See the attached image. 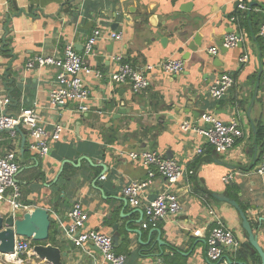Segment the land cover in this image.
I'll return each instance as SVG.
<instances>
[{"label": "crops", "instance_id": "0c3cea01", "mask_svg": "<svg viewBox=\"0 0 264 264\" xmlns=\"http://www.w3.org/2000/svg\"><path fill=\"white\" fill-rule=\"evenodd\" d=\"M247 5L242 11L234 0H0V112L16 115L38 106L49 131L56 123L65 128L45 158L30 150V138L23 129L16 138L1 132L0 155L19 148L21 201L29 210L52 208L58 232L55 245L68 254L64 264H109L94 244L76 247L60 230L57 220L67 225L75 202H81L89 214L88 229L119 238L115 250L126 254L124 264L259 263L255 257L240 258L231 249L220 262L209 261L206 253L214 220L210 208L243 242L244 251L248 249L238 211L210 193L226 194L246 207L264 250V176L256 172L262 146L253 129L264 125V38L259 33L264 0H247ZM115 22L117 30L112 29ZM97 28L106 37L98 40L95 54L85 55V60L106 75L118 67L116 54L139 67L181 59L184 70L167 74L155 68L148 73L150 87L140 93H134L128 83L85 77L91 90L88 112H78L74 102L53 106L50 94L57 86L59 70L28 68V60L37 54L60 56L69 44L84 55ZM114 31L122 33L123 39H109ZM231 32L241 34L242 42L224 52L220 42ZM213 46L219 48L216 55L209 52ZM244 55L248 56L245 62ZM222 74H230L235 83L223 98L216 99L210 90ZM5 96L11 99L8 106L2 105ZM121 105L130 111L115 119ZM193 111L211 113L226 122L236 118L248 136L229 152L218 153L202 135L181 129L184 120L196 122ZM200 147L202 153H198ZM146 150L175 159L186 170L171 188L156 173L143 191L145 202L167 189L179 199L181 210L155 224L147 223L143 208L131 206L123 196L125 185L148 178L150 167L129 155ZM101 165L108 170L104 178ZM229 174L233 178L226 183L223 177ZM10 208L6 203L0 210ZM196 230L201 235H195ZM148 249L163 254L146 259Z\"/></svg>", "mask_w": 264, "mask_h": 264}, {"label": "built area", "instance_id": "2783aa9c", "mask_svg": "<svg viewBox=\"0 0 264 264\" xmlns=\"http://www.w3.org/2000/svg\"><path fill=\"white\" fill-rule=\"evenodd\" d=\"M234 1L237 3L238 9L247 10V0ZM259 33L264 38V24L261 25ZM104 36L105 33L102 29H95L85 45L84 55L79 53L72 44H69L60 56L37 54L28 60V68L55 67L59 70L57 86L50 94L53 106H66L74 102L77 104L78 112H88L91 109L89 104L91 90L86 86L85 77L94 76L97 79L107 77L114 84L128 83L134 93H140L150 87L151 78L148 73L155 68L167 74H177L184 70V62L181 59L169 58L157 65L146 64L144 67H139L128 62L124 55L116 54L113 59L118 62V67L114 72L106 75L101 70L93 68L85 60V55L95 54L97 42ZM108 38L122 40L123 34L114 31L108 34ZM242 39L241 34L231 32L224 37L223 45L226 48H233ZM218 51V47L209 48V52L214 55ZM247 60L248 56L244 55L242 61L245 62ZM234 83L235 80L230 74H222L211 87L210 95L213 98L221 99L228 93ZM10 102V97L5 96L2 105H7ZM17 127L23 129L28 135L30 138V150L40 158L50 155L53 142L62 138L65 129L62 124L56 123L53 130L49 131L42 120L38 106L22 109L16 115L5 114L2 110L0 112V133L7 131L10 137L16 138L19 133L16 130ZM181 129L194 131L202 135L205 138L206 145L211 146L218 153L229 152L240 140H244L248 136V131L242 128L238 119L233 118L226 122L218 116L206 112L196 122L184 120L181 124ZM203 151V147L198 148V153ZM18 153L19 148L15 147L11 150H6L3 155H0V209L6 203L11 205L10 210L12 211L29 210L30 208V206L21 201L22 193L17 182V174L21 167L18 161ZM129 155L133 160H139L150 168L147 179L133 180L123 187V196L127 202L133 207H142L147 223L151 224L177 214L181 210V205L172 189L161 192L155 199L147 202L142 200V193L156 173L166 179L170 188L173 187L185 176L186 170L184 167L177 160L168 158L155 150L133 151ZM256 172L258 175L264 176V147ZM189 173L192 174L194 172L191 170ZM232 178L233 176L229 174L224 176L223 180L229 183ZM1 212L3 211L0 210ZM209 212L214 220L207 236V258L211 262H220L224 260L227 250L231 249L235 254L238 253L243 242L236 236L229 225L216 214L214 209L210 208ZM69 217L70 222L67 225H64L59 219L57 221L64 236L76 247H84L91 243L101 251L104 262L109 264H124L126 262V254L118 253L115 250V242L112 235L86 227L89 214L81 202L73 204ZM147 223L144 225L148 226ZM194 234L201 235V231L196 230ZM33 246L31 239L16 238L15 253L11 255L12 260L8 261H21L22 259L19 258L23 254L31 255L34 252ZM224 264H228V262L224 261Z\"/></svg>", "mask_w": 264, "mask_h": 264}, {"label": "water", "instance_id": "95a60500", "mask_svg": "<svg viewBox=\"0 0 264 264\" xmlns=\"http://www.w3.org/2000/svg\"><path fill=\"white\" fill-rule=\"evenodd\" d=\"M237 6V3H236ZM113 30L118 29V23H114L112 26ZM196 39V38H195ZM242 42V41H241ZM239 42V43H241ZM224 38L220 42V46L224 52L228 51L224 45ZM7 86V82L5 84ZM257 91V90H256ZM115 105L118 103L114 101ZM8 106V105H7ZM130 109L125 110L124 106L121 105L118 108L117 112L114 115L115 119H119L122 115L126 114ZM7 114V111L4 112ZM195 116V120L201 117V112L193 111ZM254 132H256V128L253 127ZM16 130L18 132L21 131L20 127H17ZM26 144V137L23 136V147ZM103 171L100 173V177L104 176V174L108 171L105 170V165H101ZM68 177V176H67ZM216 200L223 201L231 204L239 213L242 219V226L248 235V243L251 248L256 251L261 257V264H264V250L259 244V233L253 227L251 220L247 212L240 206V204L227 196L226 194H217L211 193ZM125 202L127 200L125 199ZM52 208H48L46 206H36L31 210H19L12 211L9 210L7 212L0 213V255L4 256L8 261V257L15 253V243L16 238L23 237L31 239L33 242H36L33 246L34 255L43 261L48 262L49 264H64L63 259L67 257V252L62 251V249L52 243L48 242L50 238V231L53 224L52 219ZM118 228L117 225H114L113 229L116 230ZM114 235V234H113ZM115 244L118 243L119 238L117 236H113ZM165 243V242H164ZM151 249H148V251ZM143 256L147 258H157L163 254L153 253L149 251ZM244 264V263H239Z\"/></svg>", "mask_w": 264, "mask_h": 264}, {"label": "trees", "instance_id": "16d2710c", "mask_svg": "<svg viewBox=\"0 0 264 264\" xmlns=\"http://www.w3.org/2000/svg\"><path fill=\"white\" fill-rule=\"evenodd\" d=\"M255 135H256V138H257V142L262 146V149H263V147H264V125L258 124L256 126ZM211 196H213V195H211ZM243 209L246 211V207L243 206ZM57 233H58L57 232V228L55 226H53V224H52L51 231H50V238H49L48 242H45V243L55 244ZM33 244H36V242H33ZM245 247L248 248L247 249L248 251L247 250L244 251V249H245L244 246H243V248L241 247L242 250L240 249L238 251L240 258L247 259V258L255 257V258H257V260L259 262L258 264H261L260 255L256 251H253L251 249V247H250L248 242L245 243ZM23 256L25 257L26 255L23 254L22 257Z\"/></svg>", "mask_w": 264, "mask_h": 264}, {"label": "rangeland", "instance_id": "374dc122", "mask_svg": "<svg viewBox=\"0 0 264 264\" xmlns=\"http://www.w3.org/2000/svg\"><path fill=\"white\" fill-rule=\"evenodd\" d=\"M26 256L21 257L19 259H22L21 261L18 260V263H14L13 261L9 262L5 259L4 256L0 255V264H44V263H40L38 262V258L34 255V252H32V254H25Z\"/></svg>", "mask_w": 264, "mask_h": 264}, {"label": "bare ground", "instance_id": "6f19581e", "mask_svg": "<svg viewBox=\"0 0 264 264\" xmlns=\"http://www.w3.org/2000/svg\"><path fill=\"white\" fill-rule=\"evenodd\" d=\"M8 260H12V257L9 256V257H8ZM14 263H18V262L15 261ZM14 263H13V264H14ZM2 264H3V263H2Z\"/></svg>", "mask_w": 264, "mask_h": 264}]
</instances>
